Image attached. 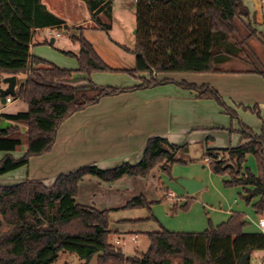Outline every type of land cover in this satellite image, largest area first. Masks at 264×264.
Listing matches in <instances>:
<instances>
[{"label": "trees", "instance_id": "trees-1", "mask_svg": "<svg viewBox=\"0 0 264 264\" xmlns=\"http://www.w3.org/2000/svg\"><path fill=\"white\" fill-rule=\"evenodd\" d=\"M80 1L95 28L110 32L113 0ZM243 1L136 0L134 47L129 51L134 55L135 66L126 73L148 78H139L140 84L135 87L120 89L91 82L94 73L119 71L110 69L81 35L70 36L71 42L78 45L77 54L60 53L76 60V72L87 77L83 86L71 82L74 71L31 56L36 31L51 29L68 34L70 29L48 11L42 0H0V75L24 76L15 98L27 106L26 112L0 115V122L12 124L0 131V152L7 153L0 160V177L27 166L31 158L48 153L58 128L70 116L103 98L125 92L173 83L195 92L198 99L214 101L226 115L236 118V113L211 87L158 80L153 75L252 73L264 79V67L228 70L215 66L245 46V40L238 41L235 36V21L249 17ZM100 16L109 24H102ZM261 40L264 42L263 37ZM250 111L261 119L257 108ZM18 125H24L25 131ZM239 125L244 143L206 150L199 161L207 164L212 175L229 177L223 182L225 188H242L239 197L247 205L259 198L252 209L256 216L264 217V128L255 134L242 123ZM21 147H25V153L20 158L10 155ZM219 154L224 155L222 160H217ZM188 156L187 145L173 146L154 137L146 142L142 158L135 165L122 164L109 170L82 167L58 176L50 187L31 181L0 187V230L5 229L0 233V264H53L61 252L73 253L85 264L94 256L98 264H171L173 260L179 264H239L244 254L264 251V235L243 233L247 226L243 215L232 213L215 228L208 222L203 233H171L164 229L148 233L145 253L125 256L110 241L113 233L109 230V212L75 202L78 185L85 177L113 183L123 177L144 178L159 167L162 174L172 179L171 167L192 163ZM247 156L255 160L256 176L244 168ZM159 187L163 185L160 183ZM161 202L162 199L158 203ZM192 202L193 198L186 197L184 204L173 205L169 214L187 212ZM151 205L139 196L129 201L125 209L150 210Z\"/></svg>", "mask_w": 264, "mask_h": 264}, {"label": "crops", "instance_id": "crops-1", "mask_svg": "<svg viewBox=\"0 0 264 264\" xmlns=\"http://www.w3.org/2000/svg\"><path fill=\"white\" fill-rule=\"evenodd\" d=\"M135 2L132 0L133 5ZM42 3L48 11L65 21L70 30L91 22L89 14L86 18L82 6L75 0H42ZM243 4L249 12L248 20H244L245 25L249 31L255 32L245 46L253 40L264 47L261 40V37L264 38V34L261 33V29L264 31V8L260 0H244ZM46 30L56 31L51 29L36 31L30 46L31 56L51 63L59 69L74 71L71 82L78 86L85 85L87 77L76 72L77 65L74 62H66L54 54L62 50L56 49L58 52H51L55 49L56 40L50 38L48 46L44 37L40 35V32ZM57 37L60 36L57 34ZM106 75L108 74L94 73L90 80L98 86L127 89L139 85V78H148L147 75H135L130 81L125 80L121 84H116L110 81L109 75ZM1 76L2 81L9 77ZM155 76L158 80L167 79L174 83L184 82L196 87L209 86L220 95L237 117H229L212 100L198 99L195 92L179 88L173 83L103 98L98 104L65 120L57 130L52 149L42 156L31 158L27 166L1 176L0 187L14 186L26 181L41 182L50 187L58 176L82 167L94 166L99 170H109L122 164L135 165L142 158L146 142L154 137L162 138L173 146L187 145L189 153L202 156L209 149H228L244 143L239 122L255 134L260 133L262 126L264 128V79L257 74H197L191 79L189 76ZM15 78L14 90L17 94L23 82H18L19 76ZM0 88L4 89L5 86L0 84ZM9 98L10 103H2L0 100V115H15L27 111V106L23 102L14 109L15 111H11L12 106L20 103V100ZM243 108L248 111H244ZM253 108L258 109L261 119L250 111ZM18 126L25 131L24 125ZM5 155L7 153L0 152V160ZM10 155L14 157V152ZM245 162L244 168L249 162L256 167L251 156H247ZM200 166L202 170L174 166L172 175L176 179L201 182L202 189L208 187L223 198L232 191L234 196L229 202L223 201V209L208 205L203 199L207 193H201V189L195 196L196 203L187 214L179 212L174 218L168 217L166 208L158 203L163 197L173 199L177 194V199L171 203L180 207L184 204V197L194 196H187L181 187L169 182L158 168L144 178L123 177L113 183H104L95 177H85L78 185L75 202L98 211L109 212V230L113 233L111 243L114 245L116 240L120 241L117 247L121 250L129 236L130 241L135 244L141 234L146 236L160 229L171 233H203L209 227L204 216V208L210 209L207 215L214 228L225 223L232 213L244 214V211L239 206L243 204L238 198L242 188L222 190L218 183L215 184L216 178L209 170L203 165ZM226 181H229V177ZM160 183L163 188L159 187ZM161 191L164 193L163 196ZM139 196L152 203L150 210L147 211L154 218L153 221L149 222L150 216L145 209H125L129 201ZM258 200L259 198L254 199L251 205ZM249 216L246 215L244 219L247 226L243 233L259 234L256 225L258 220L264 217H256L254 210H250ZM252 255L260 257V263L264 261V251L251 253L250 257Z\"/></svg>", "mask_w": 264, "mask_h": 264}, {"label": "rangeland", "instance_id": "rangeland-1", "mask_svg": "<svg viewBox=\"0 0 264 264\" xmlns=\"http://www.w3.org/2000/svg\"><path fill=\"white\" fill-rule=\"evenodd\" d=\"M75 1L77 2L78 5L82 6V8L85 12V15H86L85 17L88 18V13L85 9L84 3L80 0H75ZM112 7H113L112 8L113 16H112V21H111L112 29L108 33H105L104 31L96 29L94 23H92V21H91L90 23L84 24L82 27H80L81 28L80 31L73 29L74 31L70 30V32L68 34H66V33L64 34L63 31L59 32V31H47L46 30V31L40 32V35L42 37H44V39L48 43L47 44L48 46L50 43V38H54L56 40V43L54 46L55 49H52L53 51H51L53 53H54V51L58 52V50H56V49H60L62 51H67V52H77L79 50L78 45L76 43L71 42L70 36L74 35V36L78 37L79 35H81V37L83 39H85L89 44H91V46L93 47L96 54L100 57V59L110 69L115 70V71H119V72H115V73H104V74L109 75L110 81L112 83L121 84L125 80L130 81L133 79V76L129 75L126 72L133 70L134 66H135L134 55L129 52L134 47V35H135L134 10H135V5H133L132 0H125V1L113 0ZM80 17L82 18V15H80ZM99 19H100V22L102 24H109V21L104 16H100ZM245 24L246 23L243 20H236L235 21V26L237 28V32H236L235 36H236L238 41L245 40V44H246L249 41V39H246L247 36H249L250 34L255 35V32L249 31L247 29L248 27H246ZM261 33L264 34L263 29H261ZM57 34L60 36L59 38L57 37ZM50 47H48L49 50H50ZM59 52H58V54H60V55H58L57 53H54V54L57 55L58 57H62L63 60H65L66 62H74L77 65L75 59L72 60L73 58L71 59L69 57H66ZM233 56L234 57L226 56V58H227L226 60H223L220 63H216V65H215L216 68H220V69L224 68V69H228V70H245V69H252V67H258V68L264 67V47H262L256 41L252 40L247 46H244L243 49L236 50V53ZM53 66H55V65H53ZM108 75H106V76H108ZM164 75H167V76H173V75H175V76H189L191 79V78L195 77L197 74L177 73V74H164ZM153 77H155L157 79V76H155V74L153 75ZM2 78H3V76L0 75V84H2ZM23 81H24V76L20 75L18 82L21 83ZM73 83H75V82H73ZM101 87H111V86H101ZM21 104H23V103H21V101H20V103H15L12 106L11 111H13L15 108H18ZM24 153H25V147H21L16 152H14V157H16L18 159ZM188 157L191 160H193L192 163L186 164V165L175 164L172 167L179 166V167H181V169H185V168L190 167V170L191 169L192 170H195V169L202 170L200 165H203L208 169L207 164L199 161L201 158V155H198V154L193 155V154L189 153ZM223 157H224L223 154H219V155H217V160H222ZM252 164H253L252 162H249V164H247L246 168H248L249 171L253 175L256 176L257 175V168L255 167V165H252ZM172 167H171V178L172 179H168L167 176L162 174L159 167L154 168L152 171H154L155 169L158 168L159 172L162 175H164L168 179L169 182L176 184V180L179 178L176 179L172 175ZM212 176L216 178L215 184L218 183V186H221L222 190L229 191V190H235L236 188H240V187L225 188L223 186V182H225L227 180L228 176H226V175H224V176L212 175ZM160 193H161V196H163V194H164L163 191H161ZM201 193H207L203 197V199L205 202L208 203V205H210L212 208H218L219 207L220 209H223V207H224V203H223L224 200L226 202H229L231 200V198L234 196L233 192L231 191L228 193L227 196H225L223 198L217 192L210 190L208 187L202 189ZM196 194L197 193L192 195V196H194L193 202L191 203L188 211L187 212L178 211V213L180 212L183 214H187L190 211L191 207L196 203V200H197L195 197ZM241 194H242V191H241ZM241 194H239V195H241ZM177 197H178L177 194H175L173 199H170L168 197H163L162 202L160 203L162 206H164L166 208L167 215L170 218H174L178 214L177 213L174 216H171L169 214V210L171 209V207L173 205H175V203H171V202L174 201L175 199H177ZM185 198L186 197H184V202H185ZM238 198L240 199L239 196H238ZM240 202H242V204H243V205H239V206H241V210L244 211V214H242L244 219L246 218V215H247V217H250L249 216L250 210H253L252 205H251L252 202L249 205H247L241 199H240ZM145 211L148 213V211L146 209H145ZM209 211H210V209L208 210L206 208H204V210H203L207 224H208V222L210 223V221L208 219L209 217L207 215V213ZM234 213H236V212H234ZM148 214L150 216L149 222L153 221L151 219V214L150 213H148ZM256 217H259V216H256ZM174 220H176V219H174ZM4 232H5L4 228L0 230V233H4ZM112 238H113V234L110 238V241L113 240ZM147 246H148V239L143 234L140 235L138 242L135 244L130 241V236H129L128 239L125 241V246H124L122 251H123V253L127 254L128 256H134L136 254L145 253V251L148 248ZM260 259L261 258L258 257L257 255H252L249 259V264H260ZM53 264H85V263H84V261L79 260V258L73 253L61 252V253H59L56 261ZM88 264H98L97 260H96V256H94L89 261ZM171 264H179V263L177 260H173Z\"/></svg>", "mask_w": 264, "mask_h": 264}, {"label": "water", "instance_id": "water-1", "mask_svg": "<svg viewBox=\"0 0 264 264\" xmlns=\"http://www.w3.org/2000/svg\"><path fill=\"white\" fill-rule=\"evenodd\" d=\"M2 84L5 86L4 89L0 88V100L2 103H5L6 98L11 97L15 98V85H16V78L15 76H9L3 79ZM12 124L7 121L0 122V131H4L8 129ZM176 184L181 187L187 196H191L197 193L199 190L202 189V183L196 182L192 179H177ZM250 257V253H246L242 256L239 261V264H247V260Z\"/></svg>", "mask_w": 264, "mask_h": 264}, {"label": "built area", "instance_id": "built-area-1", "mask_svg": "<svg viewBox=\"0 0 264 264\" xmlns=\"http://www.w3.org/2000/svg\"><path fill=\"white\" fill-rule=\"evenodd\" d=\"M135 1H136V0H135ZM260 3H261L262 6H263V5H264V0H260ZM5 102H6V103H10V102H11V99L8 97V98H6V101H5ZM256 228L260 231L261 234L264 235V218L258 220L257 225H256ZM134 239H135V238H134ZM133 241H135V240H133ZM118 245H120V241L116 240V241L114 242V246L117 247ZM260 264H264V261H262Z\"/></svg>", "mask_w": 264, "mask_h": 264}]
</instances>
